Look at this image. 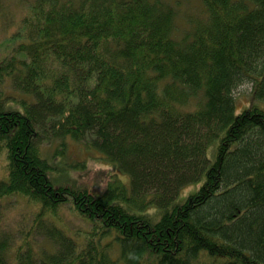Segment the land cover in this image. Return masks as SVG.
<instances>
[{
  "label": "trees",
  "instance_id": "obj_1",
  "mask_svg": "<svg viewBox=\"0 0 264 264\" xmlns=\"http://www.w3.org/2000/svg\"><path fill=\"white\" fill-rule=\"evenodd\" d=\"M26 2L0 60L19 93L15 108L0 87V199L34 212L0 264H264V0H200L181 31L167 0ZM69 140L127 179L58 180L39 145L61 157ZM62 207L89 223L80 239Z\"/></svg>",
  "mask_w": 264,
  "mask_h": 264
},
{
  "label": "rangeland",
  "instance_id": "obj_2",
  "mask_svg": "<svg viewBox=\"0 0 264 264\" xmlns=\"http://www.w3.org/2000/svg\"><path fill=\"white\" fill-rule=\"evenodd\" d=\"M177 7V23L179 30L182 27H187L188 17L198 16L200 14V0H167ZM29 14V8L26 0H0V60L12 54L10 47L14 44L11 39L12 35L22 29L21 19ZM251 83L244 82L235 89L234 96L236 97L237 107L242 108L243 105L253 103L251 96ZM4 95H9L6 99L13 107L17 108L18 104L11 102L14 96L19 93L16 91L7 79H4L0 85ZM24 96V95H23ZM264 106V102L261 103ZM57 141L44 142L39 145L40 151L44 156L50 159L53 163H59L56 167L55 177L66 184L73 183L79 186L86 187L94 192H101L106 183L111 181L113 176L126 180L127 175L120 171L117 167L104 162L97 158L98 152L87 150L80 142L68 141L64 148L63 156L55 154ZM62 148V147H61ZM95 156L96 158H92ZM60 157V158H59ZM61 159V161H60ZM79 162L77 165L84 164L80 168H69L73 162ZM6 157L3 146L0 145V179L6 175ZM66 168V169H65ZM193 186H186L182 189L181 196L192 190ZM69 208L62 207L53 217L58 224L63 226L65 231L80 239L84 231L89 230V223L76 213L68 210ZM33 210L26 202L25 198L20 195H8L0 199V237H13L10 245H13L17 233L20 229H26L33 217ZM18 237V236H17ZM39 238V237H38ZM18 240L20 237L17 238ZM17 241V240H16ZM45 242V241H44ZM193 264H204L209 261L200 252ZM8 263H10L8 259Z\"/></svg>",
  "mask_w": 264,
  "mask_h": 264
}]
</instances>
